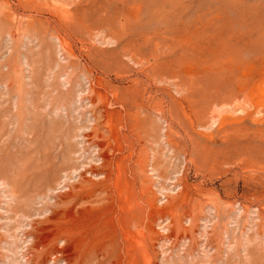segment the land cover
<instances>
[{"label":"rangeland","instance_id":"1","mask_svg":"<svg viewBox=\"0 0 264 264\" xmlns=\"http://www.w3.org/2000/svg\"><path fill=\"white\" fill-rule=\"evenodd\" d=\"M0 264H264V0H0Z\"/></svg>","mask_w":264,"mask_h":264},{"label":"bare ground","instance_id":"2","mask_svg":"<svg viewBox=\"0 0 264 264\" xmlns=\"http://www.w3.org/2000/svg\"><path fill=\"white\" fill-rule=\"evenodd\" d=\"M134 12V11H133ZM134 14V13H133Z\"/></svg>","mask_w":264,"mask_h":264}]
</instances>
